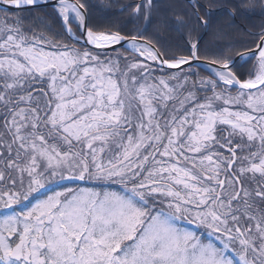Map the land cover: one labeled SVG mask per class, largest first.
Wrapping results in <instances>:
<instances>
[{"label":"snow or ice","instance_id":"snow-or-ice-1","mask_svg":"<svg viewBox=\"0 0 264 264\" xmlns=\"http://www.w3.org/2000/svg\"><path fill=\"white\" fill-rule=\"evenodd\" d=\"M102 6L0 0V264H264V0Z\"/></svg>","mask_w":264,"mask_h":264},{"label":"flooded vegetation","instance_id":"flooded-vegetation-1","mask_svg":"<svg viewBox=\"0 0 264 264\" xmlns=\"http://www.w3.org/2000/svg\"><path fill=\"white\" fill-rule=\"evenodd\" d=\"M89 3L92 5L90 11L92 12L93 16L101 23L106 22L107 20L113 18L114 16L113 12L103 8L102 0H89ZM170 34L171 33L165 35V40L168 43H172V44L176 43L178 39L176 34L174 35H170ZM206 44L212 50H215L220 47V46H215L214 43H211L210 41H207Z\"/></svg>","mask_w":264,"mask_h":264},{"label":"trees","instance_id":"trees-1","mask_svg":"<svg viewBox=\"0 0 264 264\" xmlns=\"http://www.w3.org/2000/svg\"><path fill=\"white\" fill-rule=\"evenodd\" d=\"M259 9L256 10V14L252 13H246L247 16V23L249 25H258L260 23L261 17L258 15ZM239 22V21H237ZM55 28L56 26L53 25ZM175 33H171L170 35H174ZM239 37H232L231 39L228 37H220L219 39H215L214 35L207 34L204 37V42L206 43L207 41H210L211 43H214L215 46H224L230 42H235L238 41Z\"/></svg>","mask_w":264,"mask_h":264},{"label":"rangeland","instance_id":"rangeland-1","mask_svg":"<svg viewBox=\"0 0 264 264\" xmlns=\"http://www.w3.org/2000/svg\"><path fill=\"white\" fill-rule=\"evenodd\" d=\"M219 38H220V37H216V36H215V39H219Z\"/></svg>","mask_w":264,"mask_h":264}]
</instances>
